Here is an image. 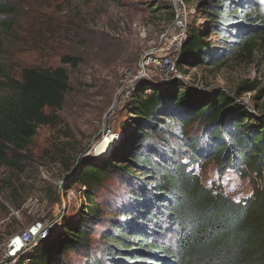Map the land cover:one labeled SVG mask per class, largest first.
<instances>
[{
  "label": "trees",
  "instance_id": "trees-1",
  "mask_svg": "<svg viewBox=\"0 0 264 264\" xmlns=\"http://www.w3.org/2000/svg\"><path fill=\"white\" fill-rule=\"evenodd\" d=\"M24 1L0 0V48L12 37ZM191 2L206 24H190L179 72L201 65L220 68L228 60H250L257 49L264 52V0ZM163 5L153 13L167 11L173 24L172 3ZM212 37L216 47L206 42ZM79 61L60 58L73 69ZM259 85L254 80L234 92L202 91L174 79L134 88L124 105L127 119L118 146L107 158L83 160L77 171L66 166L71 186L85 188L88 208L71 227L63 226L62 235L42 241L44 252L29 254L20 264L67 263L89 247L103 213L113 218L87 264H264V194L225 197L221 186L204 185L197 171L212 164L219 175L232 171L246 177V171L264 168V103L252 114L240 102L252 92L258 99L264 93ZM68 91L63 67L23 68L15 75L0 60V169H18L38 129L56 124L51 112L61 108ZM102 189L123 194L120 202L99 208Z\"/></svg>",
  "mask_w": 264,
  "mask_h": 264
},
{
  "label": "rangeland",
  "instance_id": "rangeland-1",
  "mask_svg": "<svg viewBox=\"0 0 264 264\" xmlns=\"http://www.w3.org/2000/svg\"><path fill=\"white\" fill-rule=\"evenodd\" d=\"M162 3L171 8V0H25L22 3V11L13 19L16 24L12 37L0 48V60L12 67L15 75L23 68L63 67L68 75L69 91L61 108L51 112L57 118L56 124L38 129L30 149L20 157L18 169L5 166L0 169V261L11 240L34 224L52 225L46 240L57 238L62 235L64 225L71 227L88 208L85 188L71 186L73 175L66 172V166L71 165L77 171L83 160H95L92 158L99 142L120 135V126L127 119L124 111L127 92L131 85L133 90L142 83L149 84L139 78L142 57L174 32L167 11L153 13L164 6ZM185 3L187 9H195L191 6L194 2L185 0ZM194 22L199 28L206 24L197 13L189 19V27ZM206 42L215 47L219 44L216 37ZM62 56L80 61L73 69L60 64ZM182 71L184 74H180L188 78L186 83L202 91L234 92L243 83L254 80L262 89L264 52L257 49L250 60H228L220 68L201 65L185 67ZM256 96L252 92L240 99L252 114L264 103V93L258 99ZM125 134L122 146L128 138ZM88 149L92 151L83 158ZM197 171L206 186L219 185L226 191L239 183L232 171L219 175L212 164ZM240 188L233 198L246 197L254 191L246 179ZM122 196L102 189L98 206L102 210L113 207ZM112 218L101 214L91 230L89 247L80 255L67 258L65 264H87L98 254L101 234L108 229ZM42 241L36 240L26 254L44 252L46 245H41Z\"/></svg>",
  "mask_w": 264,
  "mask_h": 264
},
{
  "label": "built area",
  "instance_id": "built-area-1",
  "mask_svg": "<svg viewBox=\"0 0 264 264\" xmlns=\"http://www.w3.org/2000/svg\"><path fill=\"white\" fill-rule=\"evenodd\" d=\"M171 3L175 11V19L172 24L174 26V32L160 46L150 52H146L141 60V76L139 78H143V80L149 82L154 87L167 85L174 79L183 80L185 83L188 82L187 76L184 78V75H181L178 71V60L182 45L189 35L188 21L189 19H193L197 12L194 8H192L193 10L187 9L186 3L183 0H171ZM136 79L138 78L136 77ZM132 87L131 85V90L127 92V96L132 91ZM113 138L115 141L113 148H115L118 146L122 136L114 135ZM246 174V177H241L240 174H236L239 181L238 185L227 188L226 191L221 187V194L225 197H235L241 191L242 180L245 179L250 181L254 191L264 194V168L258 172L251 173L246 171ZM51 228L52 225H47L45 222L42 224H34L27 231L13 238L0 264H7L8 262L9 264H16L17 262L20 264L28 255L26 253L32 249L36 240L40 242L49 237ZM11 247L13 248L11 249Z\"/></svg>",
  "mask_w": 264,
  "mask_h": 264
},
{
  "label": "bare ground",
  "instance_id": "bare-ground-1",
  "mask_svg": "<svg viewBox=\"0 0 264 264\" xmlns=\"http://www.w3.org/2000/svg\"><path fill=\"white\" fill-rule=\"evenodd\" d=\"M106 134V133H105ZM112 140L110 141L108 138H104L103 141L98 143L96 147V153H95V158H103L105 155L108 154L110 150V146H113L114 138H111ZM103 145V146H102ZM13 247H11L12 249Z\"/></svg>",
  "mask_w": 264,
  "mask_h": 264
},
{
  "label": "water",
  "instance_id": "water-1",
  "mask_svg": "<svg viewBox=\"0 0 264 264\" xmlns=\"http://www.w3.org/2000/svg\"><path fill=\"white\" fill-rule=\"evenodd\" d=\"M111 110H112V108H111ZM114 143H115V141L113 142V146H114ZM113 146H112V145L110 146V150H109L108 154L105 155L104 157H107V156L110 154V152H111L112 149H113ZM91 151H92V150L88 149V150L86 151V153L84 154L83 158L85 157V155H86L87 153H89V152H91ZM76 166L78 167V165H76ZM77 167H76V169H77Z\"/></svg>",
  "mask_w": 264,
  "mask_h": 264
}]
</instances>
